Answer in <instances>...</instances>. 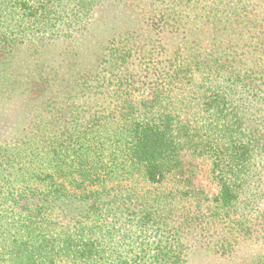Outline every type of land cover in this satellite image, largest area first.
<instances>
[{
    "label": "trees",
    "instance_id": "trees-1",
    "mask_svg": "<svg viewBox=\"0 0 264 264\" xmlns=\"http://www.w3.org/2000/svg\"><path fill=\"white\" fill-rule=\"evenodd\" d=\"M0 264H264V0H0Z\"/></svg>",
    "mask_w": 264,
    "mask_h": 264
}]
</instances>
